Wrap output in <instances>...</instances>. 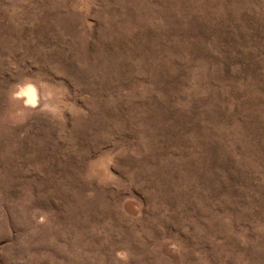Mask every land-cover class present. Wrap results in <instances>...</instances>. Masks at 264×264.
Returning a JSON list of instances; mask_svg holds the SVG:
<instances>
[{"label": "rangeland", "instance_id": "rangeland-1", "mask_svg": "<svg viewBox=\"0 0 264 264\" xmlns=\"http://www.w3.org/2000/svg\"><path fill=\"white\" fill-rule=\"evenodd\" d=\"M0 264H264V0H0Z\"/></svg>", "mask_w": 264, "mask_h": 264}, {"label": "bare ground", "instance_id": "bare-ground-1", "mask_svg": "<svg viewBox=\"0 0 264 264\" xmlns=\"http://www.w3.org/2000/svg\"><path fill=\"white\" fill-rule=\"evenodd\" d=\"M32 95H33L34 97H36V93H35V91H33V90H32ZM34 97H33V98H34Z\"/></svg>", "mask_w": 264, "mask_h": 264}]
</instances>
